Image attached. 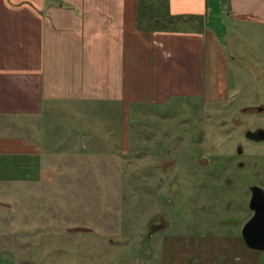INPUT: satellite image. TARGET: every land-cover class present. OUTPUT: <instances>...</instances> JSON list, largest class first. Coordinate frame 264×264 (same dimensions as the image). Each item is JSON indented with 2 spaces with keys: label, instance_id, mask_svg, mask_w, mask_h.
<instances>
[{
  "label": "rangeland",
  "instance_id": "rangeland-1",
  "mask_svg": "<svg viewBox=\"0 0 264 264\" xmlns=\"http://www.w3.org/2000/svg\"><path fill=\"white\" fill-rule=\"evenodd\" d=\"M232 49L224 103L95 101L41 172L0 156V264H264L242 237L264 189V141L246 136L264 130V48Z\"/></svg>",
  "mask_w": 264,
  "mask_h": 264
},
{
  "label": "crops",
  "instance_id": "crops-1",
  "mask_svg": "<svg viewBox=\"0 0 264 264\" xmlns=\"http://www.w3.org/2000/svg\"><path fill=\"white\" fill-rule=\"evenodd\" d=\"M256 46L264 0H0V131L21 132L0 135V156L41 172L65 119L92 127L95 101L224 103L232 48Z\"/></svg>",
  "mask_w": 264,
  "mask_h": 264
},
{
  "label": "water",
  "instance_id": "water-1",
  "mask_svg": "<svg viewBox=\"0 0 264 264\" xmlns=\"http://www.w3.org/2000/svg\"><path fill=\"white\" fill-rule=\"evenodd\" d=\"M246 136L256 142L264 141V130L248 131ZM251 192L250 208L254 215L243 227L242 237L251 250L264 251V189L252 186Z\"/></svg>",
  "mask_w": 264,
  "mask_h": 264
},
{
  "label": "flooded vegetation",
  "instance_id": "flooded-vegetation-1",
  "mask_svg": "<svg viewBox=\"0 0 264 264\" xmlns=\"http://www.w3.org/2000/svg\"><path fill=\"white\" fill-rule=\"evenodd\" d=\"M254 108V107H253ZM253 108H249V109H253ZM258 109V111H263L264 109H261V110H259V108H257ZM260 130V129H259ZM258 131V130H257ZM247 134V133H246ZM252 141H254V140H252ZM242 154V153H241ZM253 215H254V212H253Z\"/></svg>",
  "mask_w": 264,
  "mask_h": 264
}]
</instances>
